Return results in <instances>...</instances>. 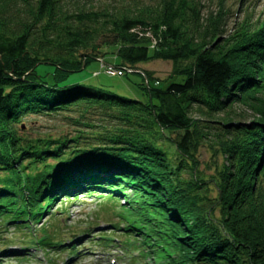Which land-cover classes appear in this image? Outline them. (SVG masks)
Here are the masks:
<instances>
[{
    "label": "trees",
    "instance_id": "obj_1",
    "mask_svg": "<svg viewBox=\"0 0 264 264\" xmlns=\"http://www.w3.org/2000/svg\"><path fill=\"white\" fill-rule=\"evenodd\" d=\"M218 20L204 25L195 0H163L148 20L77 0H0V225L40 223L76 194H103L109 204L121 196L123 231L140 236L155 264H264V19L225 36ZM133 28L152 30L156 47ZM102 46L116 47L127 69L171 61L166 86L124 72L141 75V101L68 84ZM236 103L255 114L251 123L234 120ZM70 108L99 110L115 125L86 148L77 138L23 134L29 115ZM202 143L223 158L206 179L195 155ZM40 230L48 248H65Z\"/></svg>",
    "mask_w": 264,
    "mask_h": 264
},
{
    "label": "rangeland",
    "instance_id": "obj_2",
    "mask_svg": "<svg viewBox=\"0 0 264 264\" xmlns=\"http://www.w3.org/2000/svg\"><path fill=\"white\" fill-rule=\"evenodd\" d=\"M163 0H77L85 9L104 11L115 16L125 15L129 17H139L148 20L153 11L161 9ZM165 1V0H164ZM200 8V17L205 25L210 16L219 14L218 22L221 24L222 36L231 34L244 25L254 28L264 19V0H195ZM149 34V32H148ZM100 53L96 54V59L91 60L85 70L70 75L67 83L83 82L100 88L104 92H110L126 98L146 101L147 96L138 84H141V75L131 73L129 77L123 76L122 71L115 69V76H110L103 72L101 64L116 66L119 63L117 48L102 46ZM135 68L146 72L150 76L151 82H161L160 86L165 87L164 82L173 69V63L167 60H151L135 64ZM99 71L98 75H94ZM122 75V76H121ZM179 80V79H178ZM195 107V104L193 105ZM234 120L243 123H251L254 113L239 103L232 105ZM45 115H29L25 120L26 130L23 134L29 138H59L76 139L78 147L86 148L98 142V134L105 129L114 127L113 121L104 119L99 110L89 111L86 114L80 110L70 108L68 111L49 112ZM192 117L203 119L199 111H193ZM181 132H167L169 139L177 138ZM97 137V138H95ZM170 146L166 140L162 141ZM70 144V143H69ZM212 146L209 143H202L196 152L198 162V173L208 178V175H216L213 164L220 166L223 162L221 156H214ZM172 152V149L170 148ZM174 163L179 162L176 156ZM46 163L54 165V161L49 159ZM182 177L189 178L188 170L182 172ZM105 192L106 189L101 190ZM79 195V194H76ZM103 195H80L75 200H64L54 202L52 207H58L55 215L52 212L40 218V223L32 224L28 229H13L12 226L6 227L0 232V264H155L149 254L142 256L143 246L140 236H131L132 239L139 240L134 248L125 245L127 232H122L113 227L120 224L126 225L123 218L126 214L121 207L122 197L117 196L115 202H106ZM60 197H58L59 199ZM113 203V204H112ZM51 211V210H50ZM42 222V225L40 226ZM45 227L52 239L57 242L64 241L66 244L75 243L76 249L80 244H84L77 255L71 252L62 251L63 249H47L39 246L36 241L43 237L40 230ZM2 230V228L0 229ZM32 235V237L30 236ZM98 235V238H93ZM29 237L33 238L34 244L29 243ZM118 238L124 246H111L112 239ZM130 238V237H128ZM91 239V240H89ZM6 242V244H3ZM121 242V243H122ZM130 241L129 243H131ZM6 245L12 250H9ZM55 245L57 243L55 242ZM32 246L31 250L21 251ZM139 247L137 250L136 248ZM74 248V249H75ZM8 251V252H5ZM28 253L29 257L22 262L13 260L8 255H23Z\"/></svg>",
    "mask_w": 264,
    "mask_h": 264
},
{
    "label": "bare ground",
    "instance_id": "obj_3",
    "mask_svg": "<svg viewBox=\"0 0 264 264\" xmlns=\"http://www.w3.org/2000/svg\"><path fill=\"white\" fill-rule=\"evenodd\" d=\"M149 29V28H148ZM149 31H150V33H152L153 34V31L152 30H150L149 29ZM152 37H153V35H152ZM149 39V41H150V43H149V47H150V49H153V48H155L156 47V45H157V39H155L154 37L153 38H148ZM83 56H82V68L84 67V59L86 58V56H87V54H82Z\"/></svg>",
    "mask_w": 264,
    "mask_h": 264
},
{
    "label": "built area",
    "instance_id": "obj_4",
    "mask_svg": "<svg viewBox=\"0 0 264 264\" xmlns=\"http://www.w3.org/2000/svg\"><path fill=\"white\" fill-rule=\"evenodd\" d=\"M132 31H134L135 33H137L139 36L145 35V36H148L150 38H153L152 35H151V33L149 31L141 32V30L138 29V28L132 29ZM148 32H149V34H148ZM107 71L111 73V70L110 69H108Z\"/></svg>",
    "mask_w": 264,
    "mask_h": 264
},
{
    "label": "water",
    "instance_id": "obj_5",
    "mask_svg": "<svg viewBox=\"0 0 264 264\" xmlns=\"http://www.w3.org/2000/svg\"><path fill=\"white\" fill-rule=\"evenodd\" d=\"M83 56V55H82ZM84 57V56H83ZM139 71V70H138Z\"/></svg>",
    "mask_w": 264,
    "mask_h": 264
}]
</instances>
